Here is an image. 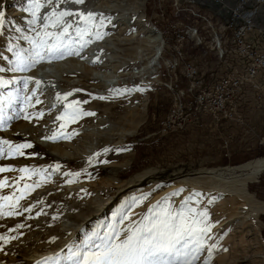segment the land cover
Instances as JSON below:
<instances>
[{"label":"rangeland","instance_id":"obj_1","mask_svg":"<svg viewBox=\"0 0 264 264\" xmlns=\"http://www.w3.org/2000/svg\"><path fill=\"white\" fill-rule=\"evenodd\" d=\"M3 1L0 0V11L5 18L0 27V69H3L0 71V119L3 121L0 148L7 153L4 134L18 127L29 134L35 144V141L46 142V145H39L42 151L38 153L53 160L50 154L57 146L68 157L36 167L31 159L24 163L30 148L19 149L24 152L22 156L13 148L11 154H3L0 158V168L10 169L0 172V264H24L23 259L48 254L64 243V249L53 258L51 256L49 262L72 264L71 252L89 237L97 233L102 235L110 226L118 224L125 212H131L132 220H140L149 207L163 202L164 198L178 211H187L190 207L196 212H208L206 222L212 228L196 264H204V260L209 264H264V169L247 182V195L217 194L219 188L236 187L230 181L199 175L176 179L185 180L183 182H155L125 190L135 176L152 170L196 173L201 169L236 166L264 157V99L251 107L247 124L235 128L227 145L229 154L225 155L220 135L210 133V126L205 128L207 124L203 128L162 130L170 117L174 92L181 88L182 100L188 101L195 87L187 91L189 83L184 71L177 70L179 82L170 90V63H163L159 70L158 64L156 72L154 65L161 57L154 65L148 63L153 43L150 42L151 33L144 26H151L149 21H153L162 29L163 36L154 32L158 34L162 50L164 38L171 41L174 37L156 14L157 0H84L82 4L60 5L57 11L70 9L84 14L83 19L72 16L74 27L62 36L65 56L15 72L11 69L16 66L18 57L28 60L34 56L37 43L46 39L45 31L60 35L62 30L59 26L52 27L50 21L35 19L31 0ZM40 3L44 6L37 15H50L52 6L47 0H40ZM88 13L93 14V19H87ZM65 19L69 22L68 17ZM77 28L82 34H78ZM183 48L184 53L194 59L199 71L203 73L207 68L209 73L210 65L215 71L219 60L214 52L204 55L188 40ZM76 51L89 59L106 57L107 69L89 72L90 78H95L89 82L73 84L85 77L79 68L83 58L79 59V55L74 54ZM204 60L209 66L204 65ZM75 65L78 66L76 73L70 78L69 74L65 75L73 69L59 71ZM41 68L50 75L48 81L39 84L45 94L35 90L36 83L31 78L35 70ZM210 73L204 82L210 81ZM69 93L71 95H67ZM37 98L40 103L36 102ZM77 101L81 103H74ZM70 103L73 108L93 115L73 119L70 115L73 108L67 107ZM93 104L96 108L90 109ZM102 108L107 109V113ZM127 114L135 118L129 120ZM207 118L202 115V119ZM66 133L75 136L70 138L64 135ZM54 135L59 138L45 139ZM9 144L15 146L22 142ZM84 149L86 157H73ZM115 177L123 182L122 186L113 182ZM173 183L174 189H168ZM62 192L70 193L65 200L58 198ZM107 201L112 202L111 206L98 210ZM127 224L126 220L121 226ZM66 238L68 241H64Z\"/></svg>","mask_w":264,"mask_h":264},{"label":"built area","instance_id":"obj_2","mask_svg":"<svg viewBox=\"0 0 264 264\" xmlns=\"http://www.w3.org/2000/svg\"><path fill=\"white\" fill-rule=\"evenodd\" d=\"M157 4L156 14L169 32H199L200 41H207L206 32L224 34L222 63L209 82H202L200 74L190 75L194 59L183 53L182 39L164 38L162 63L196 78L191 105L199 117L195 124L171 122V131L203 128V121H210V133L219 131L228 155L229 137L247 124L254 103L264 99V0H157ZM149 23L154 32H162ZM250 92H257V99H250ZM202 111H211L212 119H201Z\"/></svg>","mask_w":264,"mask_h":264},{"label":"snow or ice","instance_id":"obj_3","mask_svg":"<svg viewBox=\"0 0 264 264\" xmlns=\"http://www.w3.org/2000/svg\"><path fill=\"white\" fill-rule=\"evenodd\" d=\"M31 3L35 8L32 13L35 19L42 18L45 21H50L52 27L59 26L62 31L60 35L45 31L46 39L42 38L37 43L38 50L34 56H30L28 60L22 56L18 57L16 66L11 69L14 72L33 68L45 58L49 60L63 58L66 54V46L63 44L62 36L67 35L69 29L72 28V24L68 23L65 18L72 16L84 18L83 13L67 9L57 11L62 4H82L84 0H47V3L52 6V12L43 17L37 15L38 10L44 6L40 0H31ZM87 19H93V14L88 13ZM4 22V13L0 11V27ZM48 26L46 23L45 29ZM77 32L82 34L79 28H77ZM80 47L82 49L83 45ZM69 54L73 53L69 52ZM74 54L79 55V51ZM2 70L0 69V71ZM35 83L39 85L40 82L36 81ZM27 84L26 80L25 87ZM67 95H71V93ZM36 102L40 103L41 101L37 98ZM86 102L84 101V103ZM67 107L73 108V105L70 103ZM38 115L42 117L43 113ZM70 115L75 119L77 116L93 115V113L73 108ZM28 118L25 116V119ZM2 123L3 121L0 119V125ZM3 144L8 145V149L5 153V150L0 148V158L3 154H11L13 148L17 149V155L22 156L24 152L19 149L32 147L30 143L13 146L8 141H3ZM9 170L0 168V172ZM20 171H25V169ZM207 218V210L196 212L194 208L189 207L187 211L183 209L178 211L171 206L167 198H164L163 202L158 201L157 204L149 207L147 213L140 220H132L131 212H125L120 217L118 224L110 226L102 235L97 233L89 237L82 246L71 252L69 259L72 264H196L200 259V253L204 251L206 236L212 228V225L206 222ZM126 220L128 224L121 226ZM38 264H46V262H38ZM204 264H209V261L204 260Z\"/></svg>","mask_w":264,"mask_h":264},{"label":"bare ground","instance_id":"obj_4","mask_svg":"<svg viewBox=\"0 0 264 264\" xmlns=\"http://www.w3.org/2000/svg\"><path fill=\"white\" fill-rule=\"evenodd\" d=\"M7 1L9 2L11 0H5V1H3V3L7 2ZM68 20H69L68 23H71L72 27H74L73 26L74 18L73 17H68ZM144 27H145V29L148 32L151 33L150 34V42L153 43V45H152L153 52H152L151 56L148 57V63L151 64V62H152L153 63L152 65H154L161 57V61L157 62V64L154 65V69H155V72H156L162 67V64H163L162 62L164 61V57L162 56V52L164 50H162V47L160 45L161 41L159 43L158 34H154L152 26L145 25ZM172 33H174L173 39L179 38V39H182L184 41L182 43V50H184L183 47H184L185 41L188 40V41L192 42L193 45L198 46L201 49V51H203L204 55H207L210 52H214V54L217 56V58L219 60L216 63V68H219V66L222 63V58H223V50H222V46L224 44V34H223V32H206V33H211V34L206 36L207 41H200L199 32H172ZM159 34H161L163 36L162 33L159 32ZM183 53H184V51H183ZM81 58H83L82 59L83 61H81L79 63V68L81 70H83L82 75H85V77L82 80H80V81L74 82L73 84H76V83L83 84L84 83L83 81L89 82L90 80L95 79V78H90V75L88 74L89 72L90 73L94 72V71H96V69L100 70V71H105L107 69V67L105 65V62H107L106 61L107 60L106 57L105 58L103 57L104 58L103 60H97V59H89L87 55L86 56L79 55V59H81ZM45 60H49V59L45 58ZM77 62L75 61V64H77ZM194 63H196V62L194 61ZM158 64L160 65V67L157 70V65ZM198 64H200V63L198 62ZM77 67L78 66L75 65L74 68L66 69V70L60 69L59 71H60V73H63L65 71L73 69V72L66 73V75H65V76H67V74H69V78H70V75L72 73H76L77 69H75V68H77ZM216 68H215V71H216ZM212 70H213V68L211 69V71ZM207 71H208L207 68H205V70L202 73V71L201 70L199 71L197 66L194 64L193 68H190V75L200 74L201 81L204 82V80L206 79V75H208L211 72L210 71L208 73ZM212 72H214V70ZM212 72L210 74H212ZM20 76H24V75H20ZM184 76H185V78L187 79V81L189 83V86H188L189 89L187 91H191L192 88H194L195 85H196V78L195 77H187L185 72H184ZM106 77H108V76L105 75V78ZM178 77H180V76L177 75V70H174V72L171 71V78H170L171 80H170V84L168 85V88L170 90L175 89L174 88L175 84L179 82L178 81ZM31 78L33 80V81L31 80L32 82L35 83L36 81H39L40 82L39 84H41L44 81H48L50 79V75L47 74L46 71L41 68L38 71L35 70V72L32 74ZM64 81L66 82V81H68V79H64ZM162 81H164V79H162ZM164 85L166 86V84H164ZM179 87H184V86H181L179 84ZM35 90L38 91L39 94H41V93L45 94V89L42 88L41 86L37 85V84H36ZM193 90L191 91V95H190L191 99L188 100V101L187 100H185V101L182 100L183 92L181 91V88H180V91L174 92L173 100L170 98L172 100V105H171V107L168 106V108L170 107V109H169L170 117L168 118L167 121H165V124L163 125V127H162L163 129L162 130L171 131V122H176L178 120L180 122V124H189V123H193L195 121V118L199 117V110L197 109V107H194V106L191 105L192 104V97H193ZM29 96H31V95L29 94L27 97L30 98ZM170 99H169V105H170ZM250 99H257V92H250ZM89 108L93 109V108H96V106L94 105L93 107H89ZM102 111L104 113H107V109H105V108H102ZM117 114H118V112H117ZM119 114H120V112H119ZM127 115H128V118L130 117L129 120H132V119L135 118L133 116V114H127ZM202 115H207V116L210 117V119H212V112L211 111H202L201 112V119H202ZM16 118H17V116H16ZM203 125H204V121H203ZM28 135L29 134H27L24 130H22V129L20 130L17 127L12 132H9L8 134H4V137H3L4 141L13 142V143L22 142V144L27 142V143H30L32 145L30 150L28 149L29 150V152H28L29 153V157L26 158V161L24 163H29V162H27V160L31 159L32 160L31 163L33 165H36V167H41V166L46 165V164H53L54 161L63 159L66 155L68 157V154L66 152H63V150H61V152H60L57 149V146L53 147V151H51V154H50L52 156L53 160H51L50 157H46L45 155L38 153L39 151H42V149L39 147V145L40 144H43V145L45 144L46 145V142L44 140H42L41 142L35 141L36 142V144H35L33 142L32 138H31V136L29 137ZM64 135H69V137L71 136L70 138H73L75 136V134H67V133L64 134ZM58 138H59L58 135L57 136L54 135V136H52L50 138H45V139L49 141V139L55 140V139H58ZM70 138H68V139H70ZM76 141H78V139H76ZM71 142H72V140H71ZM65 146L68 147L67 142L65 143ZM33 156H36V158L34 159ZM86 156H87V151L85 149L83 150L82 153H75V155H73V157H75V158H84ZM263 169H264V157H260V158L254 159V160H250V161H247L245 163H242V164L236 165V166H228V167H224V168L215 167L213 169L212 168L211 169H201V170H199L196 173H190V172L183 173V172L164 170V169L157 170V171L152 170V171L144 172V173H142L140 175L135 176L133 178V180L129 182V184H128L129 186L127 185L125 190H131L133 188L138 189V188H140L141 186H143L145 184H149V183L152 184V183H155V182H166V183H169V182L171 183V181L183 182L185 180H176V179L180 178V176H186V175L187 176H193V175L198 176L199 175V176L214 178V179H217V180H220V181L223 180V182L227 181V183L230 181L236 187V189L219 188V190L217 191V194L218 193H228V194H235L236 195L237 193H239L240 195H247L248 194L247 189H246L247 182L252 180L254 177L258 176V174ZM114 179H115V181H113V180L112 181L115 184H117L118 187L122 186L121 183H123V182L118 181L116 179V177ZM174 187L175 186H174V183H173V184H171L170 188H168V189H174ZM56 189H59V188H56ZM69 194L70 193H65V194H63V192H62V194L59 193L58 195H60V196H58V198L59 199L60 198H64L63 200H65V197L67 195H69ZM111 203L112 202H108L107 201L106 203H104V205L102 207L99 206L101 208L98 209V210H103L104 208L106 209L107 207H110ZM263 210H264V208H263ZM64 241H68V238H66ZM62 243L60 244V246L62 245ZM63 245L61 246L60 249H56L55 251H51L48 254H44L42 256H36V258L32 257L31 259H23L24 260V264H38V262H46V264H54L53 262H49V260L51 259V256L53 258V255H55L56 253H60L64 249L65 246L63 247ZM46 258L48 260L43 261Z\"/></svg>","mask_w":264,"mask_h":264},{"label":"crops","instance_id":"obj_5","mask_svg":"<svg viewBox=\"0 0 264 264\" xmlns=\"http://www.w3.org/2000/svg\"><path fill=\"white\" fill-rule=\"evenodd\" d=\"M207 63H208V62L204 60V65H205V66H209V64H207ZM211 69H212V65H210V70H211ZM205 116H207V115H205ZM207 117H208L207 119H210L209 116H207ZM209 122H210V121H204V125L207 124L205 128H208V127L210 126ZM189 124H195V121H194L193 123H189ZM209 129H210V128H209ZM214 133H215V134H218L219 131H216V132H214ZM216 136H217V135H216ZM245 162H246V161H245ZM243 163H244V162H243ZM240 164H241V163H240ZM236 165H237V164H236Z\"/></svg>","mask_w":264,"mask_h":264}]
</instances>
